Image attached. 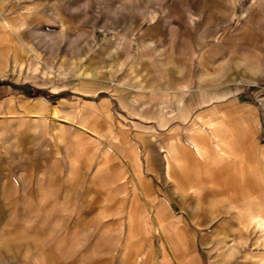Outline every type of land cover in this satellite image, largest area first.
I'll use <instances>...</instances> for the list:
<instances>
[{
  "label": "crops",
  "instance_id": "0c3cea01",
  "mask_svg": "<svg viewBox=\"0 0 264 264\" xmlns=\"http://www.w3.org/2000/svg\"><path fill=\"white\" fill-rule=\"evenodd\" d=\"M15 3L46 6L0 0L4 23ZM183 3L144 7L125 82L72 96L10 83L32 119L0 139V264H201L205 243L234 249L222 239L243 227L264 238V20L249 11L264 4L230 27L239 0H204L198 23ZM39 37L37 57L55 46ZM1 40L2 59L20 50ZM51 102L58 119L31 116Z\"/></svg>",
  "mask_w": 264,
  "mask_h": 264
},
{
  "label": "rangeland",
  "instance_id": "374dc122",
  "mask_svg": "<svg viewBox=\"0 0 264 264\" xmlns=\"http://www.w3.org/2000/svg\"><path fill=\"white\" fill-rule=\"evenodd\" d=\"M30 1L32 0H28ZM205 1L220 3L224 0ZM45 2L46 6L29 4L23 9H17L20 4L15 3L14 18L11 22L7 20L4 23L5 19L0 17V47L7 44L1 40L5 38L12 40L18 49L26 48L28 52L11 50L8 53L5 48V57L3 59L0 57V139H5L6 132H11L15 135L14 142L18 141L16 136L20 134L19 124L22 123V119H32L25 113L26 111H21L18 103L13 100L12 97L18 96L17 92L21 91L11 89L10 83L14 86L29 85L30 88L46 89L53 93L62 91L72 96L77 86L83 92H88V87L93 88L94 92L104 86L103 82L107 85L108 80L115 84L125 82L130 65L132 66L134 62V52L139 48V44L133 41L129 31L135 29L141 18H145L147 14L149 22L150 14L156 12L155 9L144 7H149V3L152 7L158 5L164 7L167 3H181L182 0H45ZM183 2L187 5L184 11L186 17L191 23H198L201 20V3L204 5V0ZM263 4L264 0H239L229 21L230 27L249 18L246 12L247 5L256 8ZM249 11L261 13L262 17L253 21L254 24L263 22L261 20H264V10ZM171 12L175 13L177 10ZM36 29L39 31L38 34H35ZM42 31L54 38L55 46L49 48V44H46V47L39 49L37 57L30 52V48L40 40L39 34ZM216 31H219L218 27ZM20 58L21 64L24 63L23 67L18 62ZM50 104L45 108L46 111L40 106V111H34L31 116L37 119L42 114L58 119L57 102ZM53 104H56V109H53ZM7 123L12 126L11 131H5ZM216 220L219 219L201 218V236L214 231ZM233 235L241 237L234 242L225 236L222 241H231L235 244L234 249H214L212 243L214 240L207 239V242L212 244L205 243V247H201V264H264L262 257L264 238L260 237L259 228L251 224ZM248 247L261 252L262 256L246 257Z\"/></svg>",
  "mask_w": 264,
  "mask_h": 264
}]
</instances>
